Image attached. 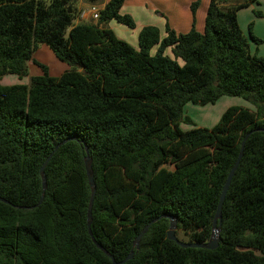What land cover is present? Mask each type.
I'll list each match as a JSON object with an SVG mask.
<instances>
[{
  "label": "trees",
  "instance_id": "trees-1",
  "mask_svg": "<svg viewBox=\"0 0 264 264\" xmlns=\"http://www.w3.org/2000/svg\"><path fill=\"white\" fill-rule=\"evenodd\" d=\"M123 1L108 0L95 22H84L76 21L79 0H0V77H28L0 83V197L7 200L0 201V264H112L87 230L86 155L96 188L91 233L115 260L164 214L176 218L179 240L207 241L241 142L264 128V58L250 52L237 21V11L258 0H209L202 32L167 25L161 38L147 25L138 47L107 27L112 19L135 27L119 12ZM198 3L190 5L193 18ZM41 44L69 67L52 76L41 65L30 75ZM223 96L248 105L228 106L211 127L184 114L187 103ZM69 137L45 166L42 201L30 208L41 194V164ZM168 223H152L123 264H264V131L244 140L215 249L179 246L166 237Z\"/></svg>",
  "mask_w": 264,
  "mask_h": 264
},
{
  "label": "crops",
  "instance_id": "crops-1",
  "mask_svg": "<svg viewBox=\"0 0 264 264\" xmlns=\"http://www.w3.org/2000/svg\"><path fill=\"white\" fill-rule=\"evenodd\" d=\"M107 1L108 0H98L94 3V5H97L99 8H101ZM193 1L195 0H124L119 12L121 14H129L134 20L135 27L129 28L114 19L107 23V27H109L118 38L125 40L134 47H138V33L140 29L147 25L157 27L161 38L166 35L167 25L176 33H185L189 31L192 26L198 32H202L204 28V17L209 0H199V3L195 9L194 18L190 9V5ZM257 2L258 4L252 3L250 6L238 10L237 21L244 35L246 36L248 33V37L249 30L247 22H252L251 25L253 35L262 41L258 44H251L249 42V50L252 54H256L257 56L264 58V13L261 11L262 13L260 12L261 15L259 17L255 16L254 14V11H257L261 4L264 5V1H261L260 5L259 0ZM79 5L81 6V14L77 18V21L87 22L90 20L95 22L89 18L88 7L92 4L86 2L85 0H79ZM165 53L171 56L170 48H166ZM49 54L53 58V63L57 64L60 71L63 72L67 69V66L60 64L56 60L57 58L53 53ZM30 64L31 62H28V69ZM49 72V74L52 76H57L58 74H54L53 70L51 69ZM40 74L41 73L37 71V74L31 75ZM3 78L10 80L11 76L5 75ZM1 84L5 85L3 82H1ZM8 85L10 84L8 83Z\"/></svg>",
  "mask_w": 264,
  "mask_h": 264
},
{
  "label": "water",
  "instance_id": "water-1",
  "mask_svg": "<svg viewBox=\"0 0 264 264\" xmlns=\"http://www.w3.org/2000/svg\"><path fill=\"white\" fill-rule=\"evenodd\" d=\"M254 131H264V128H254L252 130H250L244 137L243 141L241 142L240 145V150L238 152V155L233 163V165L231 166V168L229 169L227 176L224 180L220 195H219V199H218V203L216 205V209L215 212L213 214V218H212V224H211V235L209 237V239L205 242H190V241H182L179 240L176 235H175V230H176V218L172 215H161L158 216L156 218H154L153 220L149 221L142 229L141 231L137 234V236L135 237L130 252L121 260L117 261L115 260V258L113 257V255L111 253H109L103 246H101L98 242H96L92 236L91 233V229H90V222H91V209H92V204H93V200H94V196H95V183H94V179H93V171H92V165H91V158L86 155L83 159L84 162V168H85V173H86V177H87V182L90 188V195H89V200H88V207H87V230L88 233L92 239V241L94 242V244L101 250L103 251L111 260L112 264H123L124 262H126L128 259H130L133 255V248L134 247H138V243L141 239V237L143 236V234L147 231V229L149 228V226L154 223L155 221H157L158 219H160L161 217H165L168 219L169 223H168V229L166 231V237L169 240L175 241L179 246L181 247H199V248H207V249H215L218 246L219 243V232H220V227H221V208H222V204H223V200L225 198V194L227 192V189L229 187L230 181L234 175V172L236 171L238 164L240 162L242 153H243V144H244V140L248 137V135L251 132ZM74 139V137H69L66 138L62 141H60L52 150V152L45 158V160L43 161V163L41 164L40 168H39V174L41 177V183H42V190H41V194L40 197L37 201V203L32 207H35L37 205L40 204V202L43 199L44 196V191L46 188V177H45V173H44V169L45 166L47 165L50 157L52 156V154L56 151V149L62 145L63 143H65L68 140H72ZM0 201L7 203V200H5L4 198L0 197Z\"/></svg>",
  "mask_w": 264,
  "mask_h": 264
},
{
  "label": "rangeland",
  "instance_id": "rangeland-1",
  "mask_svg": "<svg viewBox=\"0 0 264 264\" xmlns=\"http://www.w3.org/2000/svg\"><path fill=\"white\" fill-rule=\"evenodd\" d=\"M261 1H264V0H259V5L261 4ZM253 3L258 4V2H253ZM242 9H244V8H242ZM258 10H260L259 12L262 11L264 13V5L261 4L259 6ZM254 14H255V11H254ZM255 16H257V15L255 14ZM257 17H259V16H257ZM88 21H90V20H88ZM247 24H248L247 26H249L250 24H252V22L248 21ZM251 32H252V25H251ZM246 37L249 39L248 33H247ZM248 42H250L251 44L254 43L250 39ZM38 49H37L38 51L36 50L33 53L32 58L34 59V61H32V60L29 61V62H31L30 66H29V71H30L29 74L30 75L31 74H37V71L42 73L41 65H44L47 67L48 73H50L49 71L51 69V70H53L54 74H57V73L60 74L62 71H60V69H58L57 64L53 63V60H52L53 58L49 54V53H52V51L44 44H41ZM56 60L60 64L67 66V68L69 67L65 62L59 60L58 58ZM3 76L5 77V75H3ZM3 76L0 77V83L3 82V83H5V85H8V83L9 84H16V83L23 84V83H27V81H28L27 76L19 77L15 74H9L8 76H11L10 80L7 78H3ZM231 105L247 106L248 104L245 100H243L240 97L223 96L222 98H219L214 104H208V105H204V106H198V105H194L191 103H187L184 106V112H185L184 114L187 115L192 120V122H194L197 126L211 127L215 122H217V120L219 119L222 112L228 106H231ZM250 107L252 108V106H250ZM181 125H182L183 129H187V128L191 127V125L186 124V123H182Z\"/></svg>",
  "mask_w": 264,
  "mask_h": 264
},
{
  "label": "built area",
  "instance_id": "built-area-1",
  "mask_svg": "<svg viewBox=\"0 0 264 264\" xmlns=\"http://www.w3.org/2000/svg\"><path fill=\"white\" fill-rule=\"evenodd\" d=\"M99 10H100V8H99L97 5H94V4L90 5V6L88 7L89 18H90L91 20L96 21L97 18H98Z\"/></svg>",
  "mask_w": 264,
  "mask_h": 264
}]
</instances>
